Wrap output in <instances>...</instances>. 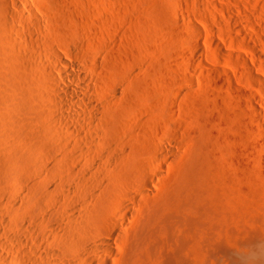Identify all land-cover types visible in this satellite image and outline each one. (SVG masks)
Segmentation results:
<instances>
[{
  "label": "rangeland",
  "instance_id": "obj_1",
  "mask_svg": "<svg viewBox=\"0 0 264 264\" xmlns=\"http://www.w3.org/2000/svg\"><path fill=\"white\" fill-rule=\"evenodd\" d=\"M12 1L0 0V19L10 21L11 18L4 12V5L6 2ZM14 1L22 5L23 0ZM27 1L28 5L30 3L31 10L36 12L33 14L44 21L43 28L41 27L43 34L36 35L37 38L34 36V38L30 37L29 39V33H32V30L35 31L34 27H31L32 24L29 26L30 21L27 25L28 22L26 21L14 23L11 19L14 23L12 25H16L19 30L26 34L29 41L26 46L27 49L26 47L23 49V45L19 46L20 48L18 46L11 48L10 43L11 47H6L12 52L10 50L8 52H11L10 54L15 52L16 57L18 55V57L24 55V58L29 56L27 60L32 59L36 63V59L40 56L42 58L44 55V60L45 54L52 52H58L66 59V57L68 58L66 54L71 48L72 54L76 52L73 55L81 63L80 70L82 73L86 72V62L97 61L98 66L96 65L97 69L92 79L103 84H101L103 94L94 90L91 91L97 100L96 102L100 104L99 106L106 104V108L111 103L109 106L111 109L107 108L108 111H111L109 113L112 115L120 113V115L117 114L119 120L123 117L122 121H127L126 126L128 127L123 133H126L130 128L132 130L138 128L137 130H139L142 127L141 132L136 130V136L134 135L136 139L131 137L132 142H130L135 143L136 145H134L137 147L139 146L138 148L141 150L139 151L142 154L141 160L146 159V163L140 162L141 165L143 164L144 170L142 169L141 174L135 173L134 165L130 163L126 168H123L124 172L122 168L115 167L113 172L107 173L106 177L116 179L117 185L120 184L123 188L119 186L121 189L117 187V190L108 194L109 202L106 203L107 205L105 204L106 207H104L105 205L101 209L97 207L99 210L96 213L98 220L95 218L97 222L100 220L99 222L106 226L104 229H109L115 213L119 214L120 210L124 208L129 209V203H131V210H134L132 213L135 214L134 217L136 218H133L135 221L132 220V226L129 228L132 235L129 233L124 237V250L120 252L121 263L118 264H166L168 261L166 259L170 256L171 258L176 256L178 262H181L178 264H231L232 261L229 259L231 256L246 253L253 241L264 238V139L262 140L261 137L252 132L251 128L257 129L259 123L250 116L251 111L249 110L251 109L244 107L247 106V101L245 102V99L237 95L231 87L228 88L229 86L226 85L224 86L225 89L218 85L220 79H225V81L230 80L229 83L237 87H243L237 83L238 77L245 73L242 58L251 64L252 58L250 59V56L252 57L253 49L257 47L256 49L264 52L261 48L262 45L259 46L258 42L253 39L256 35L252 34L256 31L255 34L261 35L264 39V0H231L230 3L225 0H213L216 2V8L212 5V0ZM235 1H238V5ZM230 4L234 6L233 9H239L240 13L246 14H242L241 18L239 13V19L235 13L237 11L234 12L237 16L234 14V17L231 14L238 20L235 22V24L237 23L235 27L238 28L233 27V21H235L233 17H231L233 19L228 18L227 15L218 11L219 6L231 7ZM237 6L238 8H236ZM182 14L188 15L189 19L184 20ZM215 19H219L221 22L219 23ZM250 21L253 23L249 25ZM255 25L259 26L256 27ZM194 27L195 29H193ZM30 30L32 32H29ZM248 34H252L254 37L250 38ZM40 36H44V38H39ZM82 44L83 46H81ZM262 44L264 45V43ZM30 46L32 49L37 47L35 50L39 49L36 50L39 54L33 52L34 49L32 50ZM198 46L204 50L205 56L203 55V58L196 54L195 49ZM44 47L45 49H43ZM0 54V59L3 58L4 60L3 53ZM68 59L67 61H69ZM3 63L6 62L2 61ZM10 63L8 62V65ZM16 63L19 64L20 62L16 61ZM227 64L231 69L226 68L225 65ZM29 65V63L25 64L26 69L29 68L26 72L24 71L25 66L19 64L18 67L22 66L24 69L22 71L26 74H33L34 83L29 88L32 93H36V89L37 93L38 90H43L42 92L47 99L46 112L51 109L50 113H52V101L55 94L51 88V77H47L48 74L43 75L44 72L40 66L34 64V67L33 65L28 67ZM218 71L219 73H217ZM242 75L246 79L247 74ZM16 79L18 80L17 76ZM248 79L249 83H247L246 88L251 85L248 89L255 92L254 89L259 86L255 85L256 83L252 78L248 77ZM108 81L111 82V87L107 84ZM65 82L73 86L68 80ZM44 84L49 87L45 88ZM110 88L112 91L114 88L118 89L120 93L122 92L120 99L114 97ZM115 100L118 103H115ZM103 106L101 107L104 109ZM148 118L151 122H148ZM51 121V118L40 120L39 123L47 129L45 133L47 132L48 137L44 141L40 140L36 143L38 146L36 145V150L33 149V154L31 153L32 149L27 150V147H25L26 150L25 148L20 150L26 159H40L36 162H40L38 166L41 167L34 165L36 168H33V165L21 162L20 167L18 166L17 170L14 168L16 172H13L18 174L15 176L22 174L26 178L25 183L20 189L15 188V193L10 194L8 190L5 191L4 189L2 192L4 194L7 192V195L11 196V201L18 200L20 204L22 203L24 206L21 207L20 205L22 215H31L33 221L38 222V224L41 223V215L45 214L47 221L43 225L49 224V226L43 227L47 231L42 228L44 232H48V227L55 222L65 223L61 214L66 212L67 208L63 202L53 204L51 195L58 188L57 185L60 186L61 180L64 181L66 178V180L68 179L67 182L73 184L68 174L72 169L78 167V162L75 161L76 163H72L73 165L71 163L68 165L67 162L66 165L67 157L74 158L75 156L77 158L78 156H85L84 153H86V149L78 146L77 149H74V147L76 148V141L78 139V142L81 141L78 135H74L76 133L71 135L64 133L62 139L60 138L67 144L69 141L71 146L58 148L57 144L55 146L57 149L55 147L52 149L57 143L54 142L51 146L49 142L55 141L51 139L54 136L53 131L57 132L58 130L62 133V129L58 126L55 128L57 130H53L54 126L52 124L50 125L52 127L49 126ZM74 121V123L71 122L74 125L79 122L77 127H81L80 122L82 120ZM148 123L150 125H143ZM256 123L257 125H255ZM136 124L140 127H137ZM130 125L131 127H129ZM0 126V135H3L1 123ZM144 127L153 129L152 132L150 131L151 134L149 132L150 135L142 132ZM155 128L158 130L160 128V134L162 133L163 136L166 134L164 137L175 138L181 141V145H183H180L181 149L178 147L174 149L175 151L173 150L174 156L177 157L173 159L174 161L163 160L160 162L162 168L159 165L161 170H157V172H162L164 168L160 175L159 173L157 175V172L155 174L156 168L153 172L151 164H148L149 161L147 162V159L150 160L152 157L148 145L154 139ZM128 132L125 134L128 138L134 134L130 132L128 136ZM125 135L123 134L124 137ZM47 141L50 145L48 147L47 144L45 146ZM74 142L73 146L72 143ZM18 145L17 147L21 148ZM2 147L5 148L6 145L0 146V153L3 156L6 155V159L8 156L15 158L12 151L16 153L15 149H18L16 146L13 148L9 146L10 151L8 150L9 147H6V152ZM20 151L16 155H20ZM93 156L96 157L94 153L92 159ZM60 157L61 159H59ZM98 158L96 160L94 158V160L102 163V160ZM72 166L74 167L72 168ZM38 169L39 171H37ZM152 175L155 177H152L155 179L154 186L151 187L152 185H150L149 191L146 189L143 193L141 189L146 186V181ZM9 180L5 181V189H9L8 185L15 187V179ZM43 180L47 182V190L43 189ZM132 181L136 182V187L132 185V183L134 184ZM137 181L138 183L143 182L138 184ZM34 187H39L36 194L39 193L40 195L35 194L36 196L34 195V198L31 199L34 204H31L28 197H30ZM127 195L129 197L135 195L139 200L137 201L138 206L134 205ZM40 196L41 199L38 198ZM39 200H42L40 205L38 204ZM8 204L10 205V203ZM8 204H5L3 208H10L11 205L7 206ZM29 213L30 215H28ZM35 233L40 234L38 231ZM100 236L104 238L106 233L103 234L102 232ZM49 239L53 241L51 235ZM16 249L14 251L21 254L18 252L21 249ZM29 254L31 256L28 254H25L26 256L21 255L24 256L23 258H27L26 260L30 259L31 261L35 258V254ZM28 264L33 263L29 262Z\"/></svg>",
  "mask_w": 264,
  "mask_h": 264
},
{
  "label": "bare ground",
  "instance_id": "obj_2",
  "mask_svg": "<svg viewBox=\"0 0 264 264\" xmlns=\"http://www.w3.org/2000/svg\"><path fill=\"white\" fill-rule=\"evenodd\" d=\"M225 1H227V3H230L231 0H225ZM27 2H28L27 0H23L22 5L18 4L14 0L12 2H6V4L4 5V7H5L4 12L8 17H10L12 19V21L14 23L15 22L21 23L23 21H26V22H28L27 23V25H28L29 21H30L29 26L32 24L31 27H34L33 29H35V31L32 30L33 31L32 32L30 30L29 32H32V33H29L30 36L28 34L27 35H28L29 39H30V37L34 38V36H35V38H37L36 35L38 36V35L43 34V32H42L43 30L41 29V27L43 28V24H44L43 22L44 21L42 19L38 18L37 15L35 16V14H33L35 11H33V9L31 10L30 3L28 5ZM210 3H211V1H210ZM215 3L216 2L212 0L213 6H215ZM237 3H238V1L236 2V4ZM239 3H241V2H239ZM233 5H234V3H233ZM233 5L231 6V4H230L231 7L219 6L218 11H221L222 13L227 15L228 18H231V17H233L232 15H234L235 13H237V15L240 13L239 9L236 10V9L232 8L235 6V5L234 6ZM66 6H64V7H66ZM214 8H216V6ZM236 8H238V6ZM235 11H237V12H235ZM55 12H57V11H55ZM188 13H189V11H188ZM242 14L246 15L243 12L240 13L239 15H241V18H242ZM235 15H234V17H235ZM239 15L237 16L238 17L237 19H239ZM214 17H216V16H214ZM182 18L184 20L189 19V16L186 14H182ZM233 18H231V19H233ZM11 19H10V21H11ZM4 20L0 19V48H1L0 53L2 52L3 56H4V60H3V58L0 59V123L2 124L3 132H4V134L2 132L3 135H0V146L6 145V147L11 146L13 148L14 146L17 147V144H19L21 148L17 147L18 149H15L16 153H14V151H12V153L15 154L14 155L15 158H13L12 156H8L10 158L8 159V157H7V159H6L5 158L6 155L3 156L0 153V264H7L6 262H9L11 264H28L29 262H31L33 264H118L121 260L120 252L122 250H124V243H123L125 240L124 237L130 233L129 228L132 226V222L135 221V219L133 220V218H136V217H134L135 214L132 213L133 209L131 210V206H130L131 203H129L130 205L126 204V205H129V209H126L124 207H120V208H124L123 210L122 209L120 210V209L116 208L117 210H120L121 212L119 214L116 211H115L116 213L114 212L116 215L114 216V219L112 218V221L110 222L111 226L108 227L109 229H104V228H106V226L104 224L100 223L99 222L100 220L97 222L98 215L96 213L99 212V210H97V207H99L101 209V207H103L106 203L109 202V199L107 198L109 196L108 194L111 193L112 191L114 192L115 190L120 188L119 186H121L120 184H119V186L117 185L118 182L115 181L116 179L111 178V177L108 178V176L106 177L107 173L111 172L113 170V168H115V167H120V169L122 168V171L124 172L123 168H126L128 165H130V163H133L131 165H134L135 173L139 172L141 174L142 171L144 170L142 167L143 164L141 165L140 162L146 163V159L141 160L142 154L140 153V151H141L140 148H138L139 146L137 147V146H135L136 145L135 143H134L135 145L133 143H131L132 138L136 139L134 137V135H135V132L138 128H134V130H132V128H130V129L128 128L129 130H131L130 132H132L134 134L131 133L132 136L131 135L129 136L130 132H128L129 131L128 130L127 132H128L129 138L126 137L127 135H125V134H127V132L123 133V131H125L128 127V126H126L127 121L126 122L122 121L123 117H121V116L120 117L122 119L119 120L118 117H119L120 113H116V114L113 113L114 115H112V113H109V112H111L110 110L108 111V109H111L109 107L111 104L110 102H108V103H110L108 106L109 108L107 107L108 109L106 108V104L104 105L102 103L104 105V106L101 105L104 107V109H103L101 106H99L100 104H98L96 102L97 100H95L91 91L94 90L95 92H97L99 94L100 93L103 94V91H102V88H103L102 85L103 84L100 83L99 81L92 79V77L95 76V70L97 69L96 68V65L98 64L97 61L93 60V61L86 62V64H85L86 68H87L86 72L82 73V71L80 70V67H81L80 64L81 63H79L80 61L76 58V56H74L76 52L73 53L74 55L72 54L71 48L68 51L69 53L66 54V55H68L69 59L67 57L65 59L64 56H61V54H59L58 52H52L49 54H45L46 60L45 59L43 60L44 55L42 56V58H40L41 57L40 56L39 57L40 60H39V58L36 59V63L32 59L27 60V58L29 56L27 58H24L25 57L24 55H23L24 57L23 56L18 57L19 55L16 57V55H15L16 53L13 52L14 54H10L12 51L8 48H10L11 46H12L11 48H14V46L19 47V46L23 45L24 46L23 49H24L27 46V43L29 40H28L26 34H24L21 30H19L16 25H15L16 27L12 25V24H14V23H12V21L10 22L7 19H6V21H4ZM215 20L218 21L219 23L221 22V20L219 21V19H215ZM234 20H235V21H233L234 26L232 25L233 27H235V25L237 24V23L235 24V22L238 21V20H236V18H234ZM240 21H241V19H240ZM233 22H231V23H233ZM250 22L251 23H249V25L253 23L252 21H250ZM229 26H231V25L229 24ZM255 26L258 27L259 25H255ZM196 28H197V26H196ZM235 28H238V27H235ZM193 29H195V27ZM91 31H92V29H91ZM257 31L260 32L259 30H257ZM255 32L252 33V34L256 35L255 37L252 36V34H250V35L248 34V35L250 38L254 37L253 39H255L258 42L259 46L262 45L261 48L264 50V48H263L264 45L262 44V43H264L263 42L264 39L261 35L255 34ZM82 34H83V32H82ZM9 35H11V36H9ZM12 35H13V37H12ZM42 37L44 38V36H42ZM42 37L40 36L39 38H42ZM52 40H53V38H52ZM255 40H253V41H255ZM30 42H31V40H30ZM10 43H11V46L9 45ZM81 46H83V44ZM30 48H31V46H30ZM35 48H37V47H35ZM35 48H33L34 49L33 52H37L36 50H39V49L35 50ZM256 48L253 49L252 57L250 56V59L252 58L251 64L248 63V61L243 60V58H242V61L244 62L243 70L247 75L246 76L244 75L246 77V79H244L242 74H245V73L241 72L242 77L241 76H239L240 78L238 77L237 83L241 84L243 87H237L236 85L229 83L230 80L225 81V79H220L218 81V85L223 86L221 88H225L224 86H226V85L229 86L228 88L231 87L233 90L236 91L237 95L243 97L245 99V102L247 101L246 102L247 106H244V107H249L248 109H251V110H249L251 112L250 113L248 112V113L250 114L252 119L255 120V122L259 123V126H257V129H254V127L251 128L252 132H254L256 135H258V137H261V139L263 140L264 139V127H263L264 126V52H261L262 50L260 51ZM26 49H27V47H26ZM43 49H45V47ZM82 49H83V47H82ZM9 50L11 52H8ZM195 50H196V54L200 58H203L205 56L203 48H200L198 46ZM29 53H31V52H29ZM36 54H39V53L37 52ZM222 58H224V57H222ZM67 59L69 61H67ZM2 61L6 62V63H3L4 64L3 65ZM16 61L20 62L19 64L22 66H25V64H28V63L30 64L28 67H31L32 65L34 67V64H35V66L36 65L40 66L43 69V72H44L43 75L48 74L47 77H51V81H52L51 88L53 90L52 92H54L53 94H55L54 100L53 101L51 100L53 102V108H52L53 112L52 113H50V111H52L51 109L48 110L50 114L47 113L48 111L46 112V110H47V108H46L47 101L46 100L47 99H46L44 92H42L43 90L42 91L38 90V93H37V89L35 88L36 93L35 92L32 93V90L29 88L34 83V80L32 77L33 74L32 75L26 74L22 71L25 69L24 71L26 72V70H28L29 68L26 69L27 68L26 66L24 69L22 66L18 67L19 64L16 63ZM8 62H11V63L8 65ZM249 62H251V61H249ZM5 64H7V65H5ZM16 64H18V65H16ZM225 66L227 69H231V67L228 66V64ZM217 73H219V71ZM34 74H35V72H34ZM16 76H17L18 80L16 79ZM248 77L252 78L255 81V83H256L255 85L259 86V87L256 86L258 88L254 89L255 92L253 90L248 89L251 85L248 86V88H246V85H248L247 83H249L248 82L249 79L247 80ZM45 78H46V76H45ZM42 80H43V78H42ZM66 80H68L70 84L72 83L73 86H70L69 84H67L65 82ZM109 81L107 82V84L110 86L111 82H109ZM36 85H34V86H36ZM45 86H43V87L47 88L48 85L46 84ZM45 88H43V89H45ZM114 88H113V91L111 90V88H110V90L114 93L115 98L120 99L119 97H120L122 92L120 93V91L118 89H114ZM35 89H33V90H35ZM235 91H234V93H235ZM183 95H184V93H183ZM49 102H50V100H49ZM115 103H118V101L116 102V100H115ZM117 114H119V115H117ZM122 114H124V113H122ZM241 114H243V113H241ZM246 114H247V112H246ZM246 116H249V115H246ZM153 117H154V115H153ZM44 118L45 119L51 118L52 121L49 124V126L52 124V126H54L53 130H57L55 128L58 126H59V128L62 129L63 134L61 132H59L58 130H57V132L53 131L54 136L51 139H54L55 141L52 140L53 141L52 142V141L48 140L51 143V146H52V144H54V142H57L54 144L52 149L55 146H57V144H58V148H62V147L65 148V147L71 146V145H69L70 142L68 140H67L68 144L61 140L62 139L61 137H62V135L64 136V133L70 134V135L73 133H76L74 135H76V136L78 135V137L81 138V141L78 142L79 139H78V141H76V145H75L76 148L74 147V149H77L78 147L86 149V153H84L85 156L84 155L78 156V157L76 156L77 158H75V156H74V158L73 157L71 158V156H70V158H69V156L68 157L66 156L67 157L66 165H67V162H68V165H69V163L74 164V163L78 162V167L77 168L75 167L76 169L75 168L72 169L70 174H68L69 175L68 177L71 179L73 184L71 185V183L67 182L68 179L66 180V178H65L64 181L61 180V182L62 181L63 182L62 183L60 182V186L57 185L58 188H56V191L54 193H52V195H51V199L53 201V204H56L58 202L59 203L63 202L65 204L67 210H66V212H63L61 214V216L64 218L65 223L55 222L53 225L51 224L50 227H48V230H49L48 232H44L47 230H46V228H43V227L49 226V224L47 226L43 225L47 221V219H46L47 217L45 216V214L41 215L42 212H39V213H41L40 214L41 215V221H40L41 223H39L40 224L39 225L38 222L33 221L32 216L30 215V213L32 211L28 214L30 216L22 215L20 208L23 206V204L22 203L20 204V202L18 200L11 201V198H10L11 196L7 195V192H5V194L2 193L3 189L5 191L8 190V192H10V194L15 193L16 192L15 188L20 189V187H22V184L25 183L24 180L26 178L23 177L22 174H21V176H15L18 174H16V173L14 174V172H13V171L17 170L16 168L18 166L20 167L21 162H25V164H27V165H33V168L35 167L34 165L38 166V163H40V162H36L38 160L40 161V159H38V160H32L31 159L30 160V159L24 158L25 155H23V153L20 150H24L23 148L27 147L28 148L27 150H29V148H30V150L32 149L31 153L33 154L34 153L33 149L36 150V148H35L37 145L36 143L40 140L44 141L46 139V137H48L47 132L45 133V131H47V129L45 128L44 125L39 123L40 120L44 119ZM74 120H78V121L82 120L83 122L82 121L80 122L81 127H77V124L79 122L77 124H75L76 125L75 126L73 123L77 122V121H74ZM71 121L72 122L74 121V122L72 123ZM115 122H117V123H115ZM148 122H151V121H149V118H148ZM47 123H49V122H47ZM124 123H125V125H124ZM159 123H162V122H159ZM257 123L255 125H257ZM143 125L148 126L150 124L148 123V124H143ZM52 126H50V127H52ZM78 126H79V124H78ZM136 126H137V124H136ZM129 127H131V125ZM137 127H140V126L138 125ZM141 128L142 127H140V129ZM140 129L137 131L141 132L142 129L141 130ZM152 130L153 129H151L150 127H144L142 132H145L148 135H150ZM149 132H150V134H149ZM160 132H161L160 128H159V130H158V128L155 130V134L153 133V137H154L153 140L154 141L153 140H152V142L149 141L150 143L148 145L149 151H151V153H152V157L150 160L147 159V162L149 161L148 164H151L150 166H152L151 169H153V172L156 170L155 174H156L157 170L160 171L162 168L161 167L162 165L160 163L161 161L165 160V161L171 162V160H173L174 158H177L174 156L173 150L175 148H178V147L180 148V145H181V141H179L175 138H166V137H164L166 134L163 136V134L161 133L162 134V136H161ZM50 133H52V132H50ZM122 133L125 135V137L123 136ZM74 135H73V137H74ZM54 137H56V138H54ZM48 141H47V143L45 142V146L47 144V147L50 146L48 144L49 143ZM74 144H75V142L72 143L73 146H74ZM7 145H9V146H7ZM132 146H134V147H132ZM181 146H183V145H181ZM5 148H3V149L5 150ZM44 148H43V150H44ZM10 149L11 148L9 147L8 150L10 151ZM47 149H50V148H47ZM55 149H57V147H55ZM25 150H26V148H25ZM37 150H39V149H37ZM1 151H3V150H1ZM19 151H20V155H16L19 153ZM5 152H6V150H5ZM45 152H47V150ZM132 152H134V153H132ZM93 153H94V155H96V157L93 156L95 158V160H96V158L100 157L98 159L102 160V163L100 161H99L100 163L98 161H95L94 158L92 159ZM95 153H97V154H95ZM21 154L23 157L21 156ZM49 154H50V152H49ZM86 154H88V155H86ZM55 156H57V155H55ZM11 157H12V159H11ZM61 157H63V156H61ZM61 157L59 159H61ZM31 158H32V156H31ZM173 163H175V162H173ZM159 165L161 168L159 167ZM38 167H41V166H38ZM73 167L74 166H72V168ZM14 168H15V170H14ZM68 168H69V166H68ZM68 168H66V170H68ZM18 169H20V168H18ZM49 170H50V168H49ZM37 171H39V169ZM59 171H61V170H59ZM159 171L157 172V175H158V173H159V175H160V173H163L164 168L162 169V172H159ZM92 172H93V174H92ZM57 173H59V172H57ZM115 173H113V175H116ZM155 174H154V176H156ZM60 175H61V173H60ZM144 175H146V174H144ZM154 176L152 175L151 178ZM156 177L159 178V176H156ZM13 178L15 179L14 180L15 187L14 186L10 187L8 185L9 189H5L4 188V185L6 183L5 181H7L8 179H10L9 181H11V179H13ZM151 178H149V180H147V181L145 180L147 182V183H145L146 186L144 185L145 187L143 186L144 188L141 189V190H143V193L146 189H147L146 191H149L150 185H152L151 187L154 186L153 182L155 180L154 179L155 177L152 179ZM44 180H46V179H44ZM44 180H43V189L45 188L44 190H47V186H46L47 182ZM132 182H134V181H132ZM141 182H143V181H141ZM141 182H139V183H141ZM158 182H159V180H158ZM135 183L136 182H134V184L132 183V185H134V187H136ZM137 183H138V181H137ZM156 184H157V182H156ZM140 186H139V188H141ZM40 187L42 188L41 185H40ZM148 187H149V189H148ZM37 188H39V187H34L31 191L32 193L30 192L31 194L30 193H29L30 195L28 194L30 196V197H28L30 200L33 199L34 195L37 193ZM121 188H123V187L121 186ZM127 188H129V187H127ZM124 189H126V187H124ZM124 189H122V190H124ZM131 189H132V187H131ZM28 191H30V190H28ZM140 192L142 193V191H140ZM145 193H147V192H145ZM38 194H36V195H38ZM131 196L132 195H130V197L129 196L128 197L131 198L134 205L135 204L137 205V201H139V200H137V197L135 195H133L132 197ZM38 198L41 199L42 197L40 196ZM44 199H45V196H44ZM45 201H46V199H45ZM40 202H42V200H39V203H38L39 205H40ZM127 202H129V201H127ZM8 203H10L11 206ZM30 203L34 204V203H32V200ZM5 204H8L7 206H10V208L9 207L3 208L5 206ZM20 205H21V207H20ZM106 205L104 207H106ZM114 206L116 207V204ZM117 207H119V206H117ZM125 207H127V206H125ZM40 211H41V208H40ZM102 212H105V211H102ZM100 217H102V216H100ZM42 228L45 230L43 231ZM37 231H38V233L40 232L39 235L35 233ZM102 232H103V234L106 233V236H104V238H103V236L102 237L100 236L102 234ZM50 235L52 236L53 241H50V239H49ZM163 241H164V238H163ZM163 241H162V243H163ZM163 245H165V244H163ZM16 248L21 249L20 251L18 250V252H20L24 256H26L27 254L30 255L29 253H31L32 255L35 254V256H34L35 258H33L31 261H30V259H28L29 260V262H28V260H26L27 258L26 259L23 258L24 256L17 253L16 251H14ZM136 258H138V257H136ZM170 258H171V256L166 259V260H168L167 262L165 261L166 264L181 263V262H178V260H177L178 258L177 259L175 258L174 260L172 258L171 259ZM229 259H231V261H232L231 264H264V238H260L258 240L253 241L252 244L250 245V248L248 249V251L246 253L231 256ZM164 260H165V258L163 259V261ZM160 261H162V260L160 259Z\"/></svg>",
  "mask_w": 264,
  "mask_h": 264
}]
</instances>
